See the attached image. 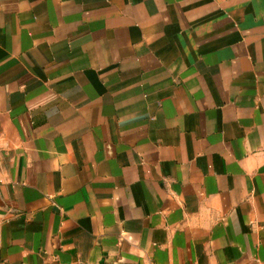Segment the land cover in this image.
<instances>
[{"label":"crops","instance_id":"obj_1","mask_svg":"<svg viewBox=\"0 0 264 264\" xmlns=\"http://www.w3.org/2000/svg\"><path fill=\"white\" fill-rule=\"evenodd\" d=\"M0 264H264V0H0Z\"/></svg>","mask_w":264,"mask_h":264}]
</instances>
